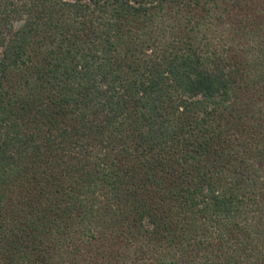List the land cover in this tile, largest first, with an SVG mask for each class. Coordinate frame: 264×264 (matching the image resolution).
<instances>
[{
  "label": "trees",
  "instance_id": "16d2710c",
  "mask_svg": "<svg viewBox=\"0 0 264 264\" xmlns=\"http://www.w3.org/2000/svg\"><path fill=\"white\" fill-rule=\"evenodd\" d=\"M0 264H264V0H0Z\"/></svg>",
  "mask_w": 264,
  "mask_h": 264
}]
</instances>
